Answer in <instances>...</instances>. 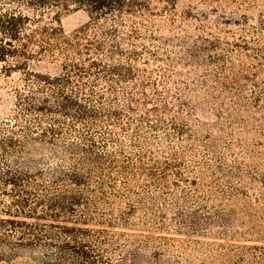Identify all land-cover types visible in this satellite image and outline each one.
I'll list each match as a JSON object with an SVG mask.
<instances>
[{
  "label": "trees",
  "instance_id": "obj_1",
  "mask_svg": "<svg viewBox=\"0 0 264 264\" xmlns=\"http://www.w3.org/2000/svg\"><path fill=\"white\" fill-rule=\"evenodd\" d=\"M8 3L0 78L23 76L14 108L0 109L13 120L0 127V264H264V36L208 39L213 50L226 42L229 53L210 57L220 71L200 86L193 73L209 60L198 45L182 39L179 55L176 35H155L148 19L167 16L173 28L175 0ZM70 10L93 22L66 33L61 16ZM147 38L169 50L163 59L151 51L164 64L160 79L133 65ZM235 55L243 57L237 67ZM35 59L59 71L34 70ZM201 87L208 100L186 98ZM209 115L217 121L202 119ZM234 126L256 139L238 138ZM168 230L253 243L179 240Z\"/></svg>",
  "mask_w": 264,
  "mask_h": 264
},
{
  "label": "rangeland",
  "instance_id": "obj_2",
  "mask_svg": "<svg viewBox=\"0 0 264 264\" xmlns=\"http://www.w3.org/2000/svg\"><path fill=\"white\" fill-rule=\"evenodd\" d=\"M175 1H176V9L173 19L175 25L173 28L167 29L170 27V25L167 24L168 22L167 16L157 15L153 17L152 16L148 17V19L150 23L154 22L157 24L155 35H162L164 38L173 37V35H176V37L171 38V40H173V43H176L177 51H180L179 55L184 56L186 54L185 45L180 44L181 43L180 41L182 39H188V41H191L192 44L196 43L192 45L193 47L198 45L197 47L200 48L201 51L200 52L201 60L203 61L209 60L207 61V66L199 68L195 71V73H193L194 79H192V81H197V83H200L199 84L200 86H201V81L205 79L206 73L213 72L214 74H218L220 71L219 69L220 63L210 62V57L218 54H220L223 57L226 56L227 53H229V49L227 47L226 42H224L226 46H222V47L220 46L216 50H213L212 48H209L208 39L219 37L222 39V41H229L231 43L234 41H240L241 37H243L244 35L246 36V39L250 40L252 37V33L254 34L258 33L264 36V30L259 25V18L261 15H264V0H175ZM162 3L163 2H161V5ZM14 5L15 4H9L8 0H0V10L2 9L1 7H9ZM244 16L248 18V22L247 20L246 21L244 20ZM91 22H93V20L90 17L89 13L85 10H77V11L70 10L67 12H63L61 16V25L63 26L66 33H71L75 30H78ZM100 22L102 23L98 24L97 25L98 27L101 28L103 26H106V23L104 21H100ZM250 27H253L256 30L252 32V30H250L251 29ZM204 37H207V39L204 40ZM98 38L100 40H103V42L105 43L111 41V39H109L107 36L103 37L102 35H100ZM142 44H144L147 48L145 47L141 48ZM127 46L129 48L132 47L130 46V44ZM106 47L108 48V45ZM165 47L166 45L160 43V41H156V40L153 41L148 38L143 40L142 43L137 47L140 52V60L136 63L133 62V65L138 70L145 69L148 75H150L149 72L154 71L156 72V74H153L150 77L155 78L156 76L157 78H159L157 71L159 67L163 66L164 64L162 60L154 59L151 54V51L154 49L159 50L160 53H162L163 55L160 59H163L165 54L169 52V50H167ZM29 49L33 52L34 50H36V46H31ZM172 50L176 51L174 50V48ZM242 59L243 57L235 55L234 67L235 66L237 67L240 63V60ZM29 65L32 69L40 72L55 74L59 71V69L55 68L54 66L44 61H38V59L30 60ZM180 70L187 71L190 69L186 64V65H182ZM22 76L23 75L17 71L12 73V75L6 78L5 80H3V77L0 78V109H6V111L9 113L10 109L14 108L13 105L15 101L14 87H16L21 82ZM258 77L260 81L263 79V77L261 76ZM183 81L186 80L183 79ZM209 82L214 84L213 81H209ZM128 84L130 86L129 88H131L130 85L131 83ZM167 86L171 88L172 92L174 93L175 89L173 88V86L170 85ZM118 88H119L120 99L121 101H123L125 95L123 94V88L121 86H119ZM158 88L161 90L163 89L161 85H159ZM199 89H200L199 95L188 94L186 98L191 102L208 100L209 98L207 97V95L204 93L203 90H201L202 87ZM147 92L150 96L154 97L155 103L158 102L161 103L157 92L154 91L151 87L147 88ZM246 96H247L246 98L247 101L250 102L253 96V93L251 91V86L248 92L246 93ZM262 103H264V98ZM209 105H211V103ZM202 119H208V121H217L214 115H209L207 118H202ZM11 121L13 120H11L8 114L5 113L0 114V127L9 125L10 123H12ZM233 128L234 129L232 130L236 132V136L238 138L247 139L249 141H254L256 139L253 137V135L244 133L242 129H240L238 126H234ZM228 129L231 130L230 127ZM176 146L181 151L182 149H184V144L179 143ZM160 154L165 155V153L163 152H160ZM202 156L206 157L207 152L202 153L201 157ZM183 185H184L183 183L182 184L179 183L178 188L176 189L175 187L174 191H176L178 194ZM253 194L255 195L256 192L254 191ZM109 228L115 229L117 231L129 230L126 228H117V227H109ZM164 234L176 237L179 240L198 239L202 241H215V242H223V243H228V242L253 243V241L251 240L244 241V238L249 239L250 236L237 239V237L233 238L235 236L225 235L224 237L216 238L211 234H208L209 236H199L189 232L179 234L174 230H168V233L165 232Z\"/></svg>",
  "mask_w": 264,
  "mask_h": 264
}]
</instances>
